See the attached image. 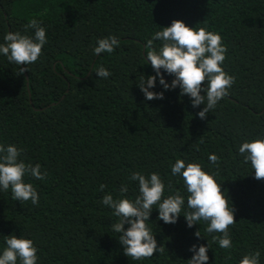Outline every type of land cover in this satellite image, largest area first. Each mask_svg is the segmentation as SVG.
<instances>
[{
	"label": "trees",
	"instance_id": "obj_1",
	"mask_svg": "<svg viewBox=\"0 0 264 264\" xmlns=\"http://www.w3.org/2000/svg\"><path fill=\"white\" fill-rule=\"evenodd\" d=\"M32 18L43 22L48 43L31 65L0 56V143L22 148L21 158L47 175L26 177L40 194L38 205L0 192V243L11 234L33 239L39 264H188L190 247L208 243V264H240L256 250L264 264V179L238 152L243 142L264 137V0H0V42L10 31L25 33ZM175 20L219 33L227 46L223 67L235 84L206 119L197 115L204 105L193 108L179 88L164 91L157 80L152 90L164 98L149 101L138 87L155 75L144 59L147 41ZM109 35L119 47L93 55L97 40ZM101 65L108 79L96 75ZM213 153L217 164L208 159ZM177 159L217 174L234 209L233 246L219 248L212 237L221 234L207 233L203 221L189 228L181 215L165 224L154 209L149 226L163 251L133 260L101 199L117 197L134 171L158 172L165 196H187L183 179L171 175ZM128 187L134 198L136 183Z\"/></svg>",
	"mask_w": 264,
	"mask_h": 264
},
{
	"label": "clouds",
	"instance_id": "obj_2",
	"mask_svg": "<svg viewBox=\"0 0 264 264\" xmlns=\"http://www.w3.org/2000/svg\"><path fill=\"white\" fill-rule=\"evenodd\" d=\"M27 29L34 30L33 35L26 34ZM157 31L146 43L151 49L144 59L150 62L155 75L143 76L138 87L146 100L163 99L164 91L180 89L181 96H188L193 108L204 105L197 115L206 119L207 114L216 108L218 103L229 94V89L235 84V77L224 70L227 46L219 33L187 26L181 20H175L168 27ZM155 41H160L159 47H153ZM48 43L47 29L43 22L32 18L25 25V33L8 32L0 42V56L6 57L11 64L31 65L42 56V49ZM119 47V38L109 35L97 40L93 55L112 53ZM25 69L20 68L23 72ZM163 70V72L161 71ZM99 78L108 79L111 72L101 65L96 70ZM164 73L174 78L167 82ZM157 80L164 91H153ZM207 82L204 84V82ZM201 93H204L203 95ZM238 152L244 158V163L250 164L256 179H264V137L243 142ZM23 149L16 145L5 146L0 143V192L11 190L14 201L22 203L31 201L38 205L40 194L32 183L26 182V177L44 180L47 172L42 171L39 163H26L22 157ZM209 161L217 164L219 157L209 154ZM171 175L183 179L187 196L177 191L165 196L166 184L158 172L144 174L134 171L127 178L128 183L121 184L118 195L114 198L111 192L106 193L101 203L112 210L117 221L111 225L114 233L119 234V243L124 253L133 260L149 258L156 252H162L158 247L152 228L149 226L150 216L154 209L158 210V220L165 224H175L178 218L185 217L187 227L205 222V231L209 234L219 233L212 239L221 249L233 246L229 226L234 225V209L229 198L221 191V182L216 179V173L205 170L203 165L195 162L186 163L177 159L170 165ZM252 171V172H253ZM135 182L138 194L128 197V184ZM101 191L105 185L100 186ZM125 224L128 225L125 228ZM200 237L199 231L195 233ZM0 243V264H39L38 247L31 238L23 235L3 236ZM211 246L192 245L193 253L188 264H208V250ZM261 252L256 250L242 256L240 264H260Z\"/></svg>",
	"mask_w": 264,
	"mask_h": 264
}]
</instances>
